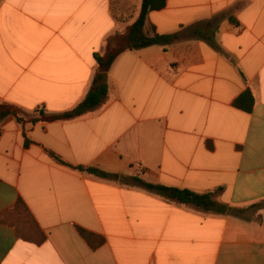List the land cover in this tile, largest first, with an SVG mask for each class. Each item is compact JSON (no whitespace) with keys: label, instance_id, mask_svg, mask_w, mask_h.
Instances as JSON below:
<instances>
[{"label":"crops","instance_id":"0c3cea01","mask_svg":"<svg viewBox=\"0 0 264 264\" xmlns=\"http://www.w3.org/2000/svg\"><path fill=\"white\" fill-rule=\"evenodd\" d=\"M130 1L0 0V102L26 115L74 109L90 90L93 55L137 19L141 0ZM145 31L181 37L121 54L100 108L23 129L13 117L0 123V264H264V0H167ZM248 89L252 113L232 106ZM48 151L72 166L214 193L235 212L168 202ZM19 200L39 242L13 225ZM79 228L103 244L92 248Z\"/></svg>","mask_w":264,"mask_h":264},{"label":"trees","instance_id":"16d2710c","mask_svg":"<svg viewBox=\"0 0 264 264\" xmlns=\"http://www.w3.org/2000/svg\"><path fill=\"white\" fill-rule=\"evenodd\" d=\"M166 1L167 0H141L140 12L135 22L124 34L110 36L105 42V49L102 54L95 53L93 55L97 68L94 73L90 90L83 101L74 109L64 113L51 115L46 114L43 110H38L31 115H26L17 107L0 102V123L8 117H13L23 129V126L26 123L35 124L70 121L82 117L83 115L103 106L108 97L107 74L121 54L127 51H137L151 46L168 47L180 39V33L159 35L155 32L145 31L148 14L152 11H159L164 8ZM206 41L211 47L215 48V45L210 38ZM232 106L245 113H252L255 107V98L252 92L249 89L245 90L234 99ZM22 134L24 136V147L27 148L30 144V140L26 137L24 132ZM47 154L59 165L69 167L79 172H85L101 179L119 180L126 185L128 183H133L168 202L189 206L204 213L229 215L235 212L229 206L217 203L214 199V193L198 194L187 189L150 184L142 181L138 177H125L118 174L106 173L95 167L72 166L49 151ZM21 212L28 220L24 224L25 231H23L20 228V225L16 223L18 218H20ZM26 212L25 205L19 200L16 205V212L10 215L12 216L13 225L20 237L26 240L30 237L33 238L34 241L39 242L41 240L40 231L38 230V227L30 221ZM78 233L92 248H96L104 242L102 238L80 228L78 229Z\"/></svg>","mask_w":264,"mask_h":264},{"label":"rangeland","instance_id":"374dc122","mask_svg":"<svg viewBox=\"0 0 264 264\" xmlns=\"http://www.w3.org/2000/svg\"><path fill=\"white\" fill-rule=\"evenodd\" d=\"M132 1L133 0H131L130 1V4L132 3ZM133 7H134V4L132 3V5L130 6V8L131 9H133ZM125 8H126V6H123V5H113V13H114V15H115V17H120L119 15H122V13H123V10H125ZM139 10H140V7L138 8ZM127 31V30H126ZM125 31V32H126ZM124 32V33H125ZM123 33V34H124ZM254 212H256V208L255 209H253L252 211H249L248 213H247V215H253L254 216ZM21 215H20V218H18V221L16 222L18 225H20V228L23 230V231H25V228H24V224H25V222H27L28 220H27V218H26V216L25 215H23V213L21 212L20 213Z\"/></svg>","mask_w":264,"mask_h":264}]
</instances>
